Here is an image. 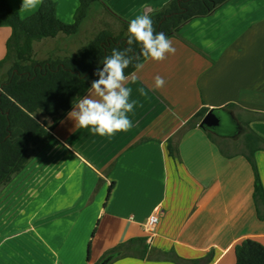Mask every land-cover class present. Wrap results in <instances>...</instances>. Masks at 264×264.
Instances as JSON below:
<instances>
[{
    "label": "crops",
    "instance_id": "0c3cea01",
    "mask_svg": "<svg viewBox=\"0 0 264 264\" xmlns=\"http://www.w3.org/2000/svg\"><path fill=\"white\" fill-rule=\"evenodd\" d=\"M169 1L101 0V7L130 22ZM77 3L73 0L62 14L56 3L57 17L72 23ZM85 20L75 35L44 38L39 46L63 43L66 47H58L55 57L74 56L70 44ZM10 33L8 26L0 25V61ZM169 39L175 54L159 62L144 61L138 79L126 85L132 89L130 99L138 101L129 114L134 127L101 137L75 127L67 115L52 127L49 150L40 153L51 159L44 161V173L60 177L62 169L82 168L96 179L92 187L96 184L99 192L84 209L70 196L47 210L51 200L39 199V214L31 216L26 210L15 212L22 205L18 199L5 201V207L0 205V264H99L116 249L124 256L109 264H176L155 259L169 252L183 260L211 254L208 264H234V247L244 239L264 246V218L257 217L253 172L241 148L214 142L198 124L189 125L201 109L234 105V113L264 139V120L256 119V114H264V0H228L212 14L193 18ZM49 58L54 55L39 52V61ZM8 70L6 64L0 67V82ZM157 75L166 81L159 90L153 88ZM139 88L146 95L141 96ZM49 122L52 125L47 118ZM221 148H232L230 156ZM254 157L264 190V150ZM46 185L39 182V190ZM154 212L159 220L149 244L144 225ZM150 252L153 259L146 257Z\"/></svg>",
    "mask_w": 264,
    "mask_h": 264
},
{
    "label": "trees",
    "instance_id": "16d2710c",
    "mask_svg": "<svg viewBox=\"0 0 264 264\" xmlns=\"http://www.w3.org/2000/svg\"><path fill=\"white\" fill-rule=\"evenodd\" d=\"M227 1L170 0L149 16L156 32H163L168 38H172L178 35L180 28L187 22L212 14ZM94 3L102 4L101 0H79L72 23H64L56 15V3L53 0H43L38 9L25 19L19 17L7 0H0V25L8 26L11 30L5 45V56L0 61V67L11 62L7 78L0 82V188L9 184L21 172L32 149L40 150L51 141L52 127L72 110L77 101L87 94L91 83L98 79L94 73L98 67H103L101 61L111 55L113 48L123 50L128 47L126 40L129 21L117 17L126 34L113 35L110 31H102L74 56L43 61L32 58L34 42L54 38L59 34L75 35ZM132 48L131 54H140L139 44L134 43ZM144 61L141 55L140 62ZM134 71V66L130 65L125 69V75L128 76ZM234 108V105H227L220 109H201L191 118L189 125H199L209 111L220 118L219 127L202 129L214 142L218 139L221 144L228 142L233 145L232 148L237 151L238 147L241 148L239 152L248 161L253 172V202L257 217L262 220L264 190L254 154L258 150H264V139L249 129L247 122L234 113ZM37 113L51 119L52 125L48 128L40 123L35 117ZM256 119L264 120V114H256ZM224 123L234 125L235 132H222ZM232 148L227 150L230 152ZM167 150L173 158L172 147L167 146ZM228 151L221 148L224 155L230 156ZM143 242L141 241L142 244ZM130 243L132 241L127 244ZM119 250L111 251L104 256L103 261L109 264L124 256ZM234 254V264H264V246L253 239H244L236 244ZM152 255L150 252L146 257L153 259ZM144 257L143 253L141 258ZM211 258L212 255L209 254L196 260H183L173 252L155 257L172 260L176 264H208Z\"/></svg>",
    "mask_w": 264,
    "mask_h": 264
},
{
    "label": "clouds",
    "instance_id": "9594fccd",
    "mask_svg": "<svg viewBox=\"0 0 264 264\" xmlns=\"http://www.w3.org/2000/svg\"><path fill=\"white\" fill-rule=\"evenodd\" d=\"M43 0H22L21 10L32 11L41 5ZM126 43L128 47L123 50L113 48L111 55L101 61L103 67L97 68L94 75L98 79L91 83L88 94L83 96L67 114L69 119L75 121V127L88 129L90 134L111 138L117 132H127L134 124L129 117L134 113L138 103L130 99L132 89L127 87L129 80L138 79L136 73L144 69L140 62L141 55L144 60L163 61L167 54H175L176 48L165 33L156 32L153 20L149 15L141 14L131 19L128 25ZM141 46L140 54L133 53L132 45ZM134 66L135 72L125 75V69ZM165 79L159 75L154 77L153 88L162 89ZM141 96L146 95L143 88H139Z\"/></svg>",
    "mask_w": 264,
    "mask_h": 264
},
{
    "label": "rangeland",
    "instance_id": "374dc122",
    "mask_svg": "<svg viewBox=\"0 0 264 264\" xmlns=\"http://www.w3.org/2000/svg\"><path fill=\"white\" fill-rule=\"evenodd\" d=\"M54 1L56 3H59V9L61 11V14L63 11H67L68 6L71 5V3L73 2V0H54ZM9 5L13 10H15L18 13L21 19H25L34 13L33 12L29 14V11L21 10L22 0H9ZM85 19L86 20L82 26V31L77 36V38H75V40L71 41L70 44V48H71L70 50L73 51L71 52L74 55H76L77 52L80 51L84 45H86L98 33L102 31H110L113 35H118L120 33L126 34L123 24L118 20V18L113 16L104 7H101V5L97 3L94 6H92ZM45 46L46 47L43 48L47 50L50 54L54 55V58H57L55 56L58 55V50L60 46L62 48L63 46L66 47V45H63V43H59L57 45L50 44ZM43 48L42 46L41 47L39 46V41L34 42L32 58L39 61V52L40 51L42 52V50H44ZM43 54H48V53L44 51ZM10 64L11 62L6 63V67H10ZM6 76L7 74L5 75V77L1 78V80H3L4 78L6 79L7 78ZM35 117L40 123H43L46 127L49 128L51 126L50 122L49 124L46 123L47 118L44 115L37 113L35 114ZM221 131L226 134L234 133L235 127L234 125H230V124L226 125L224 123V125L221 127ZM47 150H49V147L47 148L46 145L40 150L32 149L30 151L29 153L30 158L27 164L23 167L20 173H18L13 177L12 181L15 179V177H17L13 181V184H11L12 182L11 181L6 186L0 188L1 206L5 207L4 202L7 200H12L14 202V200L18 199V204H22V205L19 208H16L17 210L15 212L17 214H21L22 212H24V210H26L25 212L26 215L31 216L32 214H39V199L45 201L46 199L51 200V202H49L45 207V210H47L49 208H52L54 201L57 202L58 200H62L70 196L73 197L78 204L80 202L79 207H82L84 209L85 204L89 202L88 199L89 200L93 199L95 193L99 192V187L96 184L94 185V187H92L96 179H92L93 175L89 173H85L82 168H75L74 171H71L72 169L69 168L67 171L64 172H63L64 169H62L61 170L62 174L60 177L54 176V174L44 173V171L42 170L43 168L42 166L46 164L45 162L51 159L43 158L42 155H40V153ZM41 181L43 183H47L46 185V187H48L47 189L39 190V182ZM28 183L29 184L36 183V184L29 188V186L26 185ZM62 183H64L65 186L62 187L61 189V187L58 186L57 184H62ZM104 199L105 198H103V200ZM8 208L9 206L6 207V209ZM14 208H15V204L12 207V210ZM94 208L95 206L91 207L90 209L94 210ZM96 226H97V222L95 221L91 229L89 240H91V238L93 237ZM77 239H78V234H77V238L75 237L76 241ZM88 245L89 244L85 246V251H84L85 260L88 254Z\"/></svg>",
    "mask_w": 264,
    "mask_h": 264
},
{
    "label": "built area",
    "instance_id": "2783aa9c",
    "mask_svg": "<svg viewBox=\"0 0 264 264\" xmlns=\"http://www.w3.org/2000/svg\"><path fill=\"white\" fill-rule=\"evenodd\" d=\"M159 217L157 212L152 213L146 220L144 225V231L147 235V242L152 243L153 234L158 223Z\"/></svg>",
    "mask_w": 264,
    "mask_h": 264
},
{
    "label": "water",
    "instance_id": "95a60500",
    "mask_svg": "<svg viewBox=\"0 0 264 264\" xmlns=\"http://www.w3.org/2000/svg\"><path fill=\"white\" fill-rule=\"evenodd\" d=\"M220 125V118L213 113L212 111L207 112L203 119L201 120L199 127L202 129L203 127L207 128H217ZM100 264H106L105 261L101 262Z\"/></svg>",
    "mask_w": 264,
    "mask_h": 264
}]
</instances>
